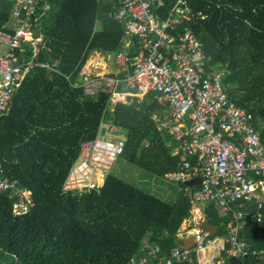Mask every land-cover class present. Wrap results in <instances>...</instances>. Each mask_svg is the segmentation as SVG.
Here are the masks:
<instances>
[{
	"label": "trees",
	"instance_id": "1",
	"mask_svg": "<svg viewBox=\"0 0 264 264\" xmlns=\"http://www.w3.org/2000/svg\"><path fill=\"white\" fill-rule=\"evenodd\" d=\"M184 1L204 17L191 29L211 64L223 71L229 98L253 114L264 141V0ZM102 2L49 0L35 60L49 69L33 68L16 91L11 112L0 118L1 178L30 193L22 213L15 212L12 192L0 194V264H127L146 255L145 243L158 246L164 257L178 245V230L190 216L181 195L165 202L113 173L97 190L62 189L80 144L93 139L103 123L127 135L122 157L162 178L178 169V158L156 131L152 116L159 106L151 96L108 111V96L87 98L74 88L71 73L91 52L123 47V28L109 15L117 6ZM9 10L10 3L0 0V29ZM203 213L204 223L218 227L215 237H225L231 216L210 204ZM261 214L262 230L248 227L241 235L249 250L245 264H264V207Z\"/></svg>",
	"mask_w": 264,
	"mask_h": 264
},
{
	"label": "built area",
	"instance_id": "2",
	"mask_svg": "<svg viewBox=\"0 0 264 264\" xmlns=\"http://www.w3.org/2000/svg\"><path fill=\"white\" fill-rule=\"evenodd\" d=\"M116 2L115 21L135 40L137 52L114 55L121 77L81 75L79 87L85 97L108 96L109 103L122 101L120 91L153 94L155 101L170 109V133L174 152L183 157L175 181L200 178V189L187 192L190 202L210 204L231 216L228 239L231 251L241 259L249 250L241 235L246 228L262 230L264 207V141L254 126L253 114L229 98L223 71L211 64L191 29L197 18L184 0H108ZM50 10L49 0H13L12 31L0 29V118L7 116L16 90L36 66L35 37L40 15ZM68 80V78H67ZM75 88L77 86H74ZM124 139L107 140L96 136L79 146L77 162L68 174L64 191L93 190L95 171H107L123 155ZM186 157L195 158L192 165ZM17 197L16 213L26 211L29 192H20L14 183L1 178L0 194ZM254 206L253 209L249 207ZM195 246L207 243L196 231ZM157 250L150 255L156 256ZM255 255L256 252H250ZM173 260L188 262L189 252L179 248L160 264ZM127 264H147L146 258H132Z\"/></svg>",
	"mask_w": 264,
	"mask_h": 264
},
{
	"label": "crops",
	"instance_id": "3",
	"mask_svg": "<svg viewBox=\"0 0 264 264\" xmlns=\"http://www.w3.org/2000/svg\"><path fill=\"white\" fill-rule=\"evenodd\" d=\"M5 1H8L10 3L9 12L11 14V8H12L13 0H5ZM96 1L99 2V3L100 2L103 3L102 2L103 0H96ZM109 3L116 5V2H110V1H108V4H106V5H109ZM50 8H51V6H50ZM50 11L51 10H49L45 14L40 15V18H39V26H38V29L36 30V34H35V37L39 39V41L36 44V56H35V59H34L35 63H36V61H35L36 57L38 55V49H39L40 45L43 42L42 25H43V23L46 20L49 21L48 18H49ZM114 13H115V11L112 12V13H109V15L113 16ZM14 25H15V22L11 19V15H10L9 21L1 29L6 30V31H12V28L14 27ZM99 29H100V22H97L96 23V30H99ZM122 43H123V47L121 48V50H119V51H117L115 53H108V52L104 53V52H101V51H93V52H91L88 55L87 60L83 63V65L79 66V67H76L74 69V71L71 73V76H74L77 79V81H76L74 86H77L78 89H81L79 87V85H80V81H81V75L83 76L82 72H85V77H88V78L95 77L96 75H103V76H110V77H114V76L121 77V72L119 70V67L115 63L114 55L119 53V52L131 53V52H136L137 51L135 40L131 36L126 34L125 31H124V37H123ZM110 56H112V58H110ZM55 63H57V62H55ZM38 64H43L46 67H42V68L49 69V66L46 63H38ZM32 70H30L27 73L26 78L30 75V72ZM67 78L68 77H65L66 80H67ZM67 81H69V78H68ZM120 94L123 95L122 101H119L117 103H109V101L107 102L108 103L107 104V110L108 111H112L114 109V107L116 105H118V104L130 105L133 102V100L136 99V98L139 101H141L145 97L151 96L150 100L153 101L155 104H157L159 106L158 110L152 116V119L154 120L155 125H156V131L160 134L161 137L164 138V140L166 142V147H167V149H169L172 157L178 158L179 161H178V169L176 171H170L169 173H167L165 175L164 178H162V177L158 176L157 174L152 173V172H150V171L138 166L135 163H132L129 160V158L125 157V156L124 157L121 156L120 158H118V160L114 163V165L117 162H119L120 160H123V162L128 164L129 165V169L130 168L132 169L130 171L131 174L133 173V174L136 175L135 176L136 177L135 178L136 182H135L134 185L138 186V184H137L138 182L137 181H139V180L142 181V183H143V181H144L143 179L147 178V177H148L149 180H150V178H152L153 180H158L159 182L161 181V182H163L166 185L165 193H168L169 197H173V198L175 197L174 201H176V199L181 195L182 197L186 198L188 200L189 204H190V216L182 222V224H181V226H180V228L178 230V233H177L178 245L176 247L172 248L167 256L160 257L159 253L161 252V250H160V248L158 246H152V245H150L148 243H145L144 251L146 252V255L143 256L142 258H146L147 259V264H152L151 261H156L155 262L156 264H160L161 261H163L164 259L170 257V254H171L173 249L179 248V249H181L183 251L186 250V251L189 252L190 260L187 262L188 264H192L194 262V260H195L196 264H229L230 263V259L232 257H236V258L241 260V258L236 253L231 251V246H230V249L226 250L227 244H230L229 243V239H228V232H227V235L225 237L221 238V237H215L217 232H218V227L217 226H214V227H217V231H216V233L213 236H211L207 232L202 231V230L199 229L201 225L206 224V223H204V213L203 212H204V208L207 205H209V204L201 205V204L192 203V202H190V200H189V198L187 196V194H188L187 192L194 193V192H197L200 189V181L197 182V183H192L190 185H186V183L188 181H191V180L196 179L198 177L191 178L187 182L175 181V180H173L171 178L172 174H177L178 172L181 171L182 165H183V157H182V155L180 153L176 154L174 152L175 150L173 149V147L169 146L170 144H172V146H174L175 141H174V137L170 133L171 112H170V109L168 108V106L158 104L155 101L152 93H149L147 95L142 96V95H140V94H138L136 92L120 91ZM87 98H91V97H87ZM93 98H95V97H93ZM106 133H107V136H105ZM108 134H110V137H108ZM96 136H103L107 140L124 139L126 141V143H127V135L125 134V132L122 129H120L118 127L110 126V125L104 124V123L99 125L95 137ZM185 160L189 161L192 165H194L196 163V159L195 158L186 157ZM76 162H77V158L74 161V163L72 164V166L74 164H76ZM114 165L110 166L107 171L99 170V171H95L92 174V178L94 179V181L96 183V188H94L93 190H97L98 188H100V186L104 182V179H105L107 173L115 174L114 172H112V169H113ZM135 170H137L138 172L135 171ZM142 171H144L147 174H149L150 177L149 176H143V172ZM126 175L130 176L128 174H126ZM117 176H119V175H117ZM67 177H68V175H67ZM67 177H66V179H67ZM66 179H65V181L63 183V188H62L63 191H64V188H65L64 184L66 182ZM165 180H166V182H165ZM172 184L175 185V188H174V186H172ZM138 188H140V186H138ZM160 189H164L163 186H159L158 192H160ZM76 191H79V190H76ZM88 191H91V190H88ZM155 191H157V190H155ZM249 208L253 209L254 206H251ZM216 210H217V212L220 215H225L221 211H219L218 209H216ZM196 231H201L202 233H204L206 235L207 243L201 249H197L196 246H195L194 235H195ZM183 246H186V249H183ZM246 247H247V245H246ZM152 249L153 250H157V253H156L155 257L149 254V252ZM223 251L226 252V256L222 255ZM174 262L182 263V261L173 260L172 264Z\"/></svg>",
	"mask_w": 264,
	"mask_h": 264
},
{
	"label": "rangeland",
	"instance_id": "4",
	"mask_svg": "<svg viewBox=\"0 0 264 264\" xmlns=\"http://www.w3.org/2000/svg\"><path fill=\"white\" fill-rule=\"evenodd\" d=\"M110 58H112V56H110ZM105 136H107V133L105 134ZM108 137H110V134H108ZM132 169L130 168L129 169V165L126 164L125 162H123V160H120L119 162H117L113 169H112V172H114L115 174L119 175L121 178L135 184L136 182V175L135 174H131V171ZM137 171V170H135ZM138 172V171H137ZM143 172V176H149V174H147L146 172L142 171ZM126 174L130 175V176H127ZM143 183L142 181H137L138 183V186H140L141 189H143L144 191H147L148 193H151L153 195H155L156 197H158L159 199H162L163 201L165 202H173L174 201V198L173 197H169L168 193H165V190H166V185L163 183V182H159L158 180H153L152 178H150V180L147 178H144L143 179ZM166 182V180H165ZM163 183V184H162ZM159 186H163L164 189H160V192H158V188ZM172 186H174L175 188V185L172 184ZM157 191H155V190Z\"/></svg>",
	"mask_w": 264,
	"mask_h": 264
},
{
	"label": "water",
	"instance_id": "5",
	"mask_svg": "<svg viewBox=\"0 0 264 264\" xmlns=\"http://www.w3.org/2000/svg\"><path fill=\"white\" fill-rule=\"evenodd\" d=\"M199 181H200V179L196 178V179H193L191 181H188L186 183V185H190L192 183H197ZM199 229L202 230V231L207 232L211 236H213L216 233V231H217V227H214V226H211V225H208V224L201 225ZM183 249H186V246H183ZM245 263H246V259L245 258L240 260V259H238L236 257H232L230 259V263L229 264H245Z\"/></svg>",
	"mask_w": 264,
	"mask_h": 264
},
{
	"label": "bare ground",
	"instance_id": "6",
	"mask_svg": "<svg viewBox=\"0 0 264 264\" xmlns=\"http://www.w3.org/2000/svg\"><path fill=\"white\" fill-rule=\"evenodd\" d=\"M100 177V176H99Z\"/></svg>",
	"mask_w": 264,
	"mask_h": 264
}]
</instances>
